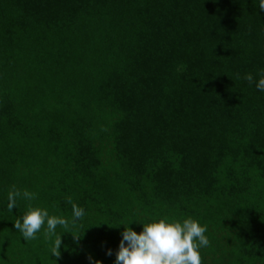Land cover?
<instances>
[{
	"label": "trees",
	"instance_id": "obj_1",
	"mask_svg": "<svg viewBox=\"0 0 264 264\" xmlns=\"http://www.w3.org/2000/svg\"><path fill=\"white\" fill-rule=\"evenodd\" d=\"M261 70L258 0H0V264H114L165 217L207 226L202 264H264ZM69 198L58 257L13 227Z\"/></svg>",
	"mask_w": 264,
	"mask_h": 264
},
{
	"label": "clouds",
	"instance_id": "obj_2",
	"mask_svg": "<svg viewBox=\"0 0 264 264\" xmlns=\"http://www.w3.org/2000/svg\"><path fill=\"white\" fill-rule=\"evenodd\" d=\"M258 6L264 10V0H258ZM243 79L249 84L254 82L251 73H246ZM255 87L258 91L264 92V70L260 71ZM18 197L31 201L36 198V193L27 189L21 191L13 185L7 195L9 210L16 207ZM69 203H72L70 198ZM84 216L85 210L74 203H72L70 220L62 216L50 215L46 208L29 205L13 227L26 242L36 239L37 233L46 224L43 232L45 238L55 237L49 254L58 257L61 238L60 234L56 233L57 226L67 227L70 222L75 224ZM130 222L127 225L120 224L124 226V230L121 232L118 250L115 252L114 264H202L200 249L210 245L206 236V225L191 217L183 220H169L165 217L143 223L142 230L137 233L128 226ZM112 254L111 249L106 250V255ZM89 261L90 264H101L92 257H89Z\"/></svg>",
	"mask_w": 264,
	"mask_h": 264
}]
</instances>
